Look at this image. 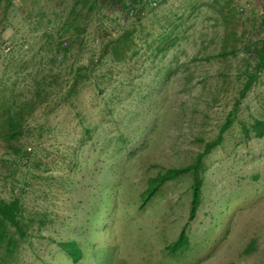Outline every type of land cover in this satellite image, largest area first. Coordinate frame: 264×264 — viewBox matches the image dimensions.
<instances>
[{
    "label": "rangeland",
    "instance_id": "1",
    "mask_svg": "<svg viewBox=\"0 0 264 264\" xmlns=\"http://www.w3.org/2000/svg\"><path fill=\"white\" fill-rule=\"evenodd\" d=\"M247 1L250 10L238 16L237 6ZM157 2L137 18L133 11L121 16L120 4H104L90 15L81 65L99 59L100 37L107 40L110 31L137 26L140 37L130 62L98 60L95 78L102 88L83 87L75 110L85 115L84 123L65 131L63 111L51 103L44 117L39 104L25 122L21 153L0 138V197L20 200L27 233L21 238L8 227L17 245L9 250L10 238L4 240L0 264H264V137H248L241 128L264 119V70L242 100L239 122L205 158L204 201L189 226V246L169 254L188 221L190 174L166 182L144 206L141 199L149 178L189 165L203 148L201 139L218 134L247 66L256 64L243 47L261 37L264 0ZM13 4L0 13L1 105L28 102L51 73L41 68L53 43L70 42L59 28L73 16L75 0ZM156 16L180 19L162 52L159 35L170 23H157ZM226 47L237 52L222 56ZM19 65L34 69L18 74ZM4 116L0 111V120ZM86 124L90 132L83 131ZM251 239L257 250L244 255ZM61 242L78 245L79 262Z\"/></svg>",
    "mask_w": 264,
    "mask_h": 264
},
{
    "label": "trees",
    "instance_id": "2",
    "mask_svg": "<svg viewBox=\"0 0 264 264\" xmlns=\"http://www.w3.org/2000/svg\"><path fill=\"white\" fill-rule=\"evenodd\" d=\"M13 1L14 0H0L1 3L5 2V11H7L9 6H12ZM106 1L108 0H75V4L71 10L73 16L67 18V20L64 21L62 26L59 28L60 36L69 35L70 42H59L58 44L53 43L48 48V53L51 55L48 65H81L77 62V58L80 56L83 49L88 27L87 20L90 18L92 13H100V8H102L104 4H107ZM152 3H155V5H152ZM119 4L121 16H125L127 18L130 17L132 11L137 18V13H141L144 7L158 6L157 0H128V3L124 0H109L108 6H118ZM49 22L52 21L49 20ZM136 27L137 26H128L123 29H116L114 34L110 31L112 35L110 38L107 37V40H105L104 37L101 38L97 34L102 41V47L100 48V54H98V60L100 61L105 57H108L111 62L115 63L130 62V60H133L138 54L137 38L140 37V35L137 34V30L135 29ZM171 34L172 33L170 32L168 35H161L164 43L157 48V51L162 52L167 49V38ZM243 51L247 54L246 56L256 58V64L254 67L251 65L247 66L246 79L239 90V97L235 100L232 109L225 117L218 134L210 140L201 139L203 148L189 165L178 168H169L164 173H160L155 177L149 178L146 189L141 193L142 205L144 206L151 199V197L165 185L166 182L178 179L186 174H190L192 177L188 221L181 230L177 240H175L168 247L170 256L177 255L183 248L189 246L190 244L189 226L191 222L197 218L198 212L204 201L203 190L205 185V158L224 142L226 133L229 132L237 122H239L242 100L246 97L252 86L257 82L264 70V37L253 44H247L243 47ZM236 52V48L229 50L226 47L225 50L222 51L221 55L227 56ZM62 53L64 57L60 55ZM58 59H61V63L59 62L60 64L58 63ZM98 60L95 56L90 57L88 59V63L84 65H97ZM87 78L88 71L83 67H80L77 70V81ZM51 84H56V81L52 80ZM47 89H43L42 92L45 93L44 95H49V91ZM43 93L40 92L38 96H43ZM39 104V102L35 101L18 102L15 99H9L8 103H4L2 105L0 104V111L3 110V113L5 114L3 119L0 120V138L6 141L8 149L14 150L16 153H21V149L17 148V145L26 135L24 127L25 122L31 115L32 111ZM241 128L243 133L248 137H264V119L254 118L250 123L242 122ZM21 209L22 206L19 199L6 201L0 197V248L6 238H10L6 247L9 250H14L16 248L17 241L9 236V226L15 227L21 238H24L27 235L20 217ZM59 246L64 248L75 263L79 262L82 257V252L75 242H61L59 243ZM256 250L257 239H251L246 248L243 250V254L250 255Z\"/></svg>",
    "mask_w": 264,
    "mask_h": 264
},
{
    "label": "crops",
    "instance_id": "3",
    "mask_svg": "<svg viewBox=\"0 0 264 264\" xmlns=\"http://www.w3.org/2000/svg\"><path fill=\"white\" fill-rule=\"evenodd\" d=\"M124 1L128 3V0H124ZM165 2H167V0H165ZM168 3L170 2L168 1ZM13 5L14 4L12 3V6H9V8L7 9L8 12L11 11L10 9L11 7H13ZM175 5L177 6V4L170 5L171 11L174 10ZM4 6H5V2L3 3L0 2V13L6 12L4 10L5 8ZM157 16L156 18H153L157 23H163L164 20L170 23L168 27V31L167 29H164V32H162L161 30L160 32L162 33L159 36L166 34L165 32L170 33L171 31H173L174 27L178 25V21H180V19L179 20L176 19L177 17L167 19L166 16L164 17H157ZM80 67H83L84 69L88 71V78L81 80V81L80 80L77 81L76 79L77 70ZM23 68L24 67H21V65L18 66V69H19L18 74L24 73L25 70L27 71V70L34 69L31 67H28L25 69ZM36 69L38 70V67H36ZM41 69L48 70V71L50 70L51 73H49L48 75H45L44 79L40 80V82L37 83V86H35L34 93L31 95V100L29 101H35L41 104V107L43 108L42 111H44L43 112L44 117L47 114H49L50 111H52L53 109L52 106H54L55 104L56 109L63 111L61 125H63V127L66 128V130L64 129L65 131L69 132L70 130H67V128L75 127L78 124L81 125L82 123H84L85 115H82V112H78L75 110H76L77 102L80 99L79 95L81 91L83 90V87L85 86L89 87L93 85L96 89L98 88V86L102 88L95 78V74L97 73L96 71L98 70V67L96 65H56L55 67H52L50 65H46V66L44 65V67ZM49 79H50V82H48ZM52 80H55L56 84H51ZM48 87L51 90V93H49L50 95H44L45 93H43L42 91L43 89L45 88L47 89ZM40 92L43 93V96L41 95V97L38 96ZM23 100L25 101V99ZM51 103H53L52 106H51ZM70 116H73V117L71 118ZM74 119L77 120L75 123H73ZM42 128H46V126H43ZM83 131L90 132L89 125L86 124L85 129Z\"/></svg>",
    "mask_w": 264,
    "mask_h": 264
},
{
    "label": "built area",
    "instance_id": "4",
    "mask_svg": "<svg viewBox=\"0 0 264 264\" xmlns=\"http://www.w3.org/2000/svg\"><path fill=\"white\" fill-rule=\"evenodd\" d=\"M152 5H155V3H152ZM251 6H252V4L250 3V2H241L238 6H237V14H238V16H244V15H246L247 14V12L250 10V8H251ZM263 16H264V12H263ZM239 33L240 34H246L245 33V29L243 28V27H241L240 29H239ZM248 36V35H247ZM264 37V29H263V31L261 32V37L258 39V40H260V39H262ZM258 40H256V41H258ZM256 41H254V42H256ZM254 42H252V44L254 43ZM10 50H11V47L10 46H7L6 47V49H5V52H10Z\"/></svg>",
    "mask_w": 264,
    "mask_h": 264
}]
</instances>
